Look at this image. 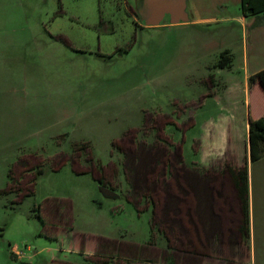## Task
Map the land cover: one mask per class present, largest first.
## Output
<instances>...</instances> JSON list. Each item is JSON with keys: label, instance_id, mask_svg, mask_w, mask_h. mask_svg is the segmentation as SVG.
I'll use <instances>...</instances> for the list:
<instances>
[{"label": "rangeland", "instance_id": "1", "mask_svg": "<svg viewBox=\"0 0 264 264\" xmlns=\"http://www.w3.org/2000/svg\"><path fill=\"white\" fill-rule=\"evenodd\" d=\"M235 1L188 0V12L225 16ZM137 2L0 0V264H98L80 248L151 240L160 221L149 205L153 187L165 192L163 226L191 230L195 180L218 176L233 195L226 169L247 163L244 135L202 164L201 155L228 143L223 127L214 126L215 139L206 137L219 107L209 97L196 111L197 125L180 119L201 102L199 81L208 69L200 65L214 61L184 44L166 49L197 35L149 28ZM221 28L200 30L216 37ZM254 175L258 235L237 233L241 214L233 211L225 223L234 234L223 229L212 237L233 264H264V161ZM173 238L186 245L193 239Z\"/></svg>", "mask_w": 264, "mask_h": 264}, {"label": "crops", "instance_id": "2", "mask_svg": "<svg viewBox=\"0 0 264 264\" xmlns=\"http://www.w3.org/2000/svg\"><path fill=\"white\" fill-rule=\"evenodd\" d=\"M184 1L186 4L181 6L178 0H138L136 9L142 15V19L149 22L147 24L149 28H170L176 35L181 31L192 29L193 34L197 35L192 42H188L186 39L167 42L166 49L173 44L175 47L184 44L185 49L189 48L193 51L200 49V57L205 61H214L212 65H208L207 62L200 65V71L204 69L203 67L208 69V72H201L199 81L202 89L197 99H201V102L199 105H195L194 100L196 99H190L195 105L194 114L188 111L187 114H182L180 119L183 122L192 119L194 125H197L196 111L207 104V98L212 97L219 107L218 121L210 123V133L206 137L215 139L217 130L214 132V126L216 128L223 127L226 130L228 143L225 148L223 146L218 151L201 155L202 164H204L207 155L219 153L227 147L233 149L235 141L237 142L242 135L247 140L245 150L250 154V118L257 120L264 117V85L259 80L255 82L251 80L252 76L264 70V0H236L234 11L225 16L211 18L202 16L198 11L190 14L187 6L188 0ZM168 11H172V13H167L163 18V14ZM210 23L222 25L220 33L217 32L216 37H209L200 30ZM236 24L239 25L241 34L239 30L237 32ZM205 38L211 39L207 41ZM226 49L230 50L233 56L232 65L225 68L215 67L221 52ZM236 61L241 62L237 64ZM210 74L215 76L213 83L209 82ZM202 75L205 76L202 77ZM205 77L208 79V83L202 80ZM204 88L207 90L205 93H203ZM198 140L201 149L203 139L198 138ZM262 161H264V157L255 162H252L249 157L245 164L248 168L249 236L258 235L254 222V169ZM244 166L238 167L234 164L227 166L226 171L229 176L226 180L233 189L232 196L228 195L225 189V179L219 180L218 176L216 178L211 176L212 178L208 180H195L197 182L193 185L194 227L192 233L194 243L192 246L170 243L166 238V236L186 235L185 229L160 227L152 230L153 238L151 240L145 243L130 242L135 244L139 250L135 249L139 253L138 255H130L134 249L127 245L124 247L122 255L109 254L111 253L109 248H99L98 245L84 246L80 248V251L88 259L98 264L99 262L100 264H233V260L217 252L212 237L226 234V232H222L223 229H228L227 234H234L233 228L227 227V223H225L227 220L233 219L231 215L233 211H238L241 214L239 219L243 220L244 218L242 202L238 197L234 179L229 174V168L241 170ZM223 201L225 207L220 204H223ZM234 203H236L237 210L233 207ZM237 233L240 232L237 230ZM121 242L126 243V241ZM142 249L145 252L143 256H141L143 251L140 253ZM251 249L253 250V248ZM13 253L16 256L20 255L15 251ZM54 262L55 264H77L60 260H54ZM242 264H254V262H242Z\"/></svg>", "mask_w": 264, "mask_h": 264}, {"label": "trees", "instance_id": "3", "mask_svg": "<svg viewBox=\"0 0 264 264\" xmlns=\"http://www.w3.org/2000/svg\"><path fill=\"white\" fill-rule=\"evenodd\" d=\"M233 63V56L230 52V50L226 49L223 52H221L218 62L216 63L215 67H230ZM209 82H214V74L209 75ZM252 82H255L256 80L261 81V83L264 85V70L259 72L258 74L251 77ZM170 120V119H169ZM184 123V122H183ZM194 125V123H192ZM134 143V141H132ZM249 145H250V159L252 162L258 161L261 158L264 157V117L254 120L250 118V127H249ZM128 149V147H127ZM137 151H133L131 153H134V156H137ZM25 168H23L24 170ZM39 174L43 173V169L40 168L38 171ZM229 174L232 176L235 182V187L238 191V197L242 202V208H243V220L242 224L239 227V232L244 237L249 236V197H248V168L247 165L244 166L241 170H234L233 168H229ZM11 178L14 179L13 175H11ZM101 182H105L104 177H101ZM22 187V182L20 181V186L11 185L9 188V191H14L17 189H20ZM149 191V190H148ZM149 194L151 196V201L149 202V205H152V202H155L154 204L160 205V201L153 195L152 188L149 191ZM163 203V202H162ZM160 215V213H159ZM154 219H158L159 221V227H169V226H163V223L161 222L163 218L161 219L160 216L154 217ZM153 225V224H152ZM154 227L152 228V230ZM220 236V235H219ZM131 246L134 251L130 253V255H138L135 251L137 249L135 247V244L133 243H117L112 247V249L109 250V254H124L123 249L125 246ZM135 247V248H134ZM144 247V246H142ZM106 249V248H104ZM138 250V249H137ZM139 251V250H138ZM143 251V249L140 251V253ZM144 251L141 253V256L144 255ZM128 254V253H127ZM12 256H14V253L12 252ZM100 264V262H99Z\"/></svg>", "mask_w": 264, "mask_h": 264}, {"label": "flooded vegetation", "instance_id": "4", "mask_svg": "<svg viewBox=\"0 0 264 264\" xmlns=\"http://www.w3.org/2000/svg\"><path fill=\"white\" fill-rule=\"evenodd\" d=\"M133 10L135 11V9H133ZM136 11H135V13H137ZM142 20H143L144 24L147 25L146 21L144 19H142ZM155 155H157L156 152L154 153V156ZM180 178H181V176L179 175L178 179L180 180ZM147 185L151 186V181L150 180L147 182ZM182 187L185 188V185L182 184ZM152 192H153V195L160 201V205L159 206L154 204L155 202H152V205H151L152 210H153V215L156 218V217L159 216V213L162 210V208L164 209V207H163L164 204L162 203V198H164V196L162 195V192L163 193H165V192L163 191V188H160L158 190L157 187H153L152 188ZM182 201L185 203L186 197H182ZM192 211H193V209H192ZM170 228H173V227H170ZM183 229H185L187 231L186 235H190V236L193 237L192 240H189V244L188 245H186L185 240H181L182 242H178L179 239L173 238L175 236H166L168 242L177 243V244H181V245H185V246H192V244L194 243V236H193L192 230L190 228H186V227H183ZM181 236H185V235H181Z\"/></svg>", "mask_w": 264, "mask_h": 264}, {"label": "water", "instance_id": "5", "mask_svg": "<svg viewBox=\"0 0 264 264\" xmlns=\"http://www.w3.org/2000/svg\"><path fill=\"white\" fill-rule=\"evenodd\" d=\"M179 1V4L181 5V6H184L186 3H185V1L184 0H178ZM172 13V11H168V12H165L164 14H163V18L167 15V13ZM162 18V19H163ZM146 23L147 24H149V22L148 21H146ZM160 23V22H159ZM159 23H157V24H159ZM107 192H109L110 193V191L108 190V189H105Z\"/></svg>", "mask_w": 264, "mask_h": 264}]
</instances>
